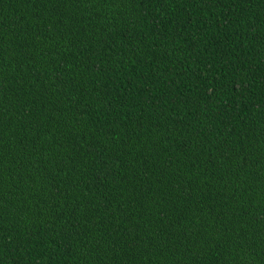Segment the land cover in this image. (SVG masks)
Wrapping results in <instances>:
<instances>
[{
  "label": "trees",
  "instance_id": "trees-1",
  "mask_svg": "<svg viewBox=\"0 0 264 264\" xmlns=\"http://www.w3.org/2000/svg\"><path fill=\"white\" fill-rule=\"evenodd\" d=\"M0 264H264V0H0Z\"/></svg>",
  "mask_w": 264,
  "mask_h": 264
}]
</instances>
